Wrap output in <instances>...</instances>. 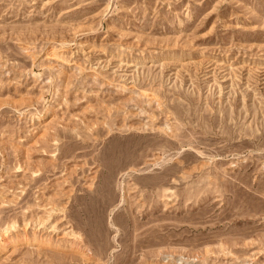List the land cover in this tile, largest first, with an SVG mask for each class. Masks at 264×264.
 <instances>
[{"label": "rangeland", "instance_id": "obj_1", "mask_svg": "<svg viewBox=\"0 0 264 264\" xmlns=\"http://www.w3.org/2000/svg\"><path fill=\"white\" fill-rule=\"evenodd\" d=\"M0 264H264V0H0Z\"/></svg>", "mask_w": 264, "mask_h": 264}, {"label": "bare ground", "instance_id": "obj_2", "mask_svg": "<svg viewBox=\"0 0 264 264\" xmlns=\"http://www.w3.org/2000/svg\"><path fill=\"white\" fill-rule=\"evenodd\" d=\"M41 221H42V220H41ZM42 222H43V221H42ZM42 222H41V224H42ZM25 227H26V226H25ZM25 229H26V228H25ZM25 229H24V230H25ZM71 244H72V243H71ZM6 245H7V244H6Z\"/></svg>", "mask_w": 264, "mask_h": 264}]
</instances>
